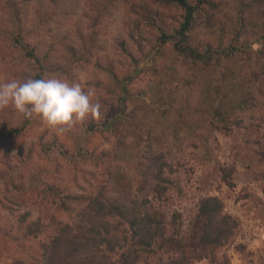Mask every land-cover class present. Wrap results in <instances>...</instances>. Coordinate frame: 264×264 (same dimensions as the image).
Returning a JSON list of instances; mask_svg holds the SVG:
<instances>
[{
    "label": "rangeland",
    "instance_id": "rangeland-1",
    "mask_svg": "<svg viewBox=\"0 0 264 264\" xmlns=\"http://www.w3.org/2000/svg\"><path fill=\"white\" fill-rule=\"evenodd\" d=\"M244 1L250 3L252 17L262 18L264 0ZM139 3L58 0L53 7L50 0H0V264L18 260L34 264L39 258L42 236H23L31 222L43 224L47 235L56 220L72 222L73 213L57 209L40 192L46 182L72 194L100 196L105 165L91 161L81 147L116 154L121 167L114 182L135 190L137 180L149 173L141 162V155H148V144L165 153L173 170L167 171L172 182L166 196L151 198L155 209L165 219L178 212L184 233L199 199L219 197L223 212L240 223L219 254L228 257L230 264H264V85L254 103L245 104L230 98V93L217 96L215 68L203 72L200 78L206 85L201 86L186 66L177 67L179 74L168 70L176 57L173 49L154 57L152 51L145 56L131 48L134 59L124 56L120 50L123 22ZM218 35L214 31L209 38ZM25 49L39 58L48 52L33 99L28 94L39 67ZM76 54L92 62H83ZM232 86L234 91L244 89L240 82ZM199 88L201 97L227 109L232 130H209L205 140L199 127L208 129V123H189L185 103L200 97ZM124 95L126 100L121 101ZM23 117L31 118L28 128L8 130L18 128ZM91 121L99 126L105 122V129L113 127V133H87ZM120 135L123 140H118ZM53 138L69 151V160L43 148ZM231 164L233 186L219 169ZM22 216L26 221L19 225ZM155 250L148 261L166 264L167 256ZM194 264L209 263L203 259Z\"/></svg>",
    "mask_w": 264,
    "mask_h": 264
},
{
    "label": "trees",
    "instance_id": "trees-1",
    "mask_svg": "<svg viewBox=\"0 0 264 264\" xmlns=\"http://www.w3.org/2000/svg\"><path fill=\"white\" fill-rule=\"evenodd\" d=\"M50 1L53 7L58 2ZM139 2L131 9L132 15L123 22L125 33L120 50L124 56L134 59L131 48L145 56L152 51L154 57L167 48L173 49L176 57L168 65V70L179 74L177 67L186 66L197 80L196 85L200 83L201 86L202 83L206 85L200 78L203 72L215 68L213 70L218 71L217 96L230 93V98H237L245 104L248 101L254 103L261 85H264V10L262 18L255 19L256 16L250 14V3L244 0L237 4L231 0ZM247 26L250 29H246ZM214 31L219 35L209 38ZM52 40L57 42L56 37ZM25 54L32 57L39 67L34 74L35 85L28 94V98L33 99L35 86L42 83L48 52L42 58L28 49H25ZM75 56L83 62H92L80 55ZM155 70L159 72L160 67ZM235 81L240 82L244 89L234 91L232 85ZM202 91L199 88L196 92L198 97ZM121 92L126 93L127 88ZM125 98L126 95L120 100ZM31 102L29 100L27 105ZM185 105L190 112L189 123L195 126L201 121L208 123L205 126L208 129L199 127V135L205 140L209 137L206 135L209 130H232L231 116L227 115L222 104L200 96ZM30 121L31 118L23 117L18 128L8 130L22 131L29 127ZM105 124L103 122L99 126L91 121L87 133H113V127L105 129ZM147 132L149 134L150 131ZM118 140H123V135L118 136ZM261 145L264 150V138ZM43 148L50 154L55 150L63 159L69 160V151L56 138L44 143ZM81 150L94 163L105 165L100 196L72 194L50 182L45 183L40 192L50 197L57 209L73 213V223L56 220L48 235L43 224L31 222L26 225L23 236H42L44 239L39 244V258L34 264H154L148 261V256L156 252L155 249L167 256L166 264H194L203 259L209 264H230L228 257L219 251L232 241L240 223L236 217L223 212L224 205L219 197L205 195L199 199L189 229L184 233H181V215L178 212L174 211L169 219H165L152 204V197L161 199L166 196L172 182L167 171L173 170L164 152H155L148 144V155H141V162L149 173L142 175L143 179H138L136 189L132 190L113 180L121 167L116 154L84 147ZM232 168L233 164L219 167L222 178L230 186H233L230 179ZM25 221L26 217L22 216L19 225ZM237 247L242 252L243 245ZM14 264L24 262L18 260Z\"/></svg>",
    "mask_w": 264,
    "mask_h": 264
}]
</instances>
